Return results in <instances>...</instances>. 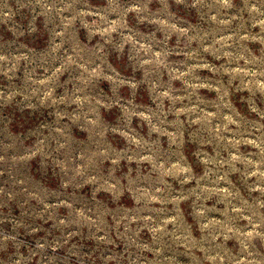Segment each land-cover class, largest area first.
Segmentation results:
<instances>
[{
  "label": "rangeland",
  "instance_id": "obj_1",
  "mask_svg": "<svg viewBox=\"0 0 264 264\" xmlns=\"http://www.w3.org/2000/svg\"><path fill=\"white\" fill-rule=\"evenodd\" d=\"M0 264H264V0H0Z\"/></svg>",
  "mask_w": 264,
  "mask_h": 264
}]
</instances>
